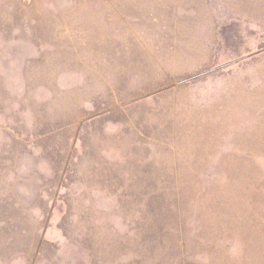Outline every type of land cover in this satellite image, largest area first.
I'll return each instance as SVG.
<instances>
[{
	"label": "rangeland",
	"instance_id": "374dc122",
	"mask_svg": "<svg viewBox=\"0 0 264 264\" xmlns=\"http://www.w3.org/2000/svg\"><path fill=\"white\" fill-rule=\"evenodd\" d=\"M0 264H264V0H0Z\"/></svg>",
	"mask_w": 264,
	"mask_h": 264
}]
</instances>
